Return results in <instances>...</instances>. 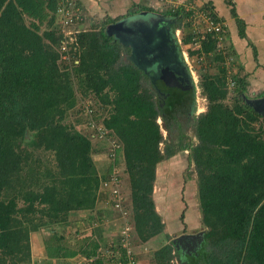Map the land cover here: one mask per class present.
I'll use <instances>...</instances> for the list:
<instances>
[{"label": "trees", "instance_id": "obj_1", "mask_svg": "<svg viewBox=\"0 0 264 264\" xmlns=\"http://www.w3.org/2000/svg\"><path fill=\"white\" fill-rule=\"evenodd\" d=\"M61 4L0 0V264H34L32 236L45 231L55 240L46 243L45 264L77 253L85 256L83 264H119V257L127 264L121 240L106 247L119 257L106 260L102 254L106 240L98 224L107 211L121 216L106 184L122 165L118 177L126 224L146 243L166 231L154 194L158 165L186 151L198 174L204 255L201 263L195 256H184L181 262L264 264V116L248 102L247 77L240 74L232 78L234 94L231 104L227 102L231 89L222 52L226 58L236 56L234 47L221 51L215 32L204 33L205 38L198 34L193 10L180 7L163 13L173 29H182L185 45H199L189 49L190 55L223 62L218 73L201 78L208 107L194 120L197 143L182 133L175 141L170 124L182 127L175 105L162 107L154 82L132 61L131 48L107 33L109 25L124 17H110L98 30H80L76 43L62 52L66 37L58 14ZM228 5L243 31L245 23L234 3L228 0ZM81 6L75 2L76 8ZM133 9L128 16L155 12L143 5ZM204 9L221 21L209 5ZM82 17L78 25L85 23L86 15ZM71 111L77 115L72 123ZM84 122L101 123L105 142L93 138L100 133L80 130ZM102 143L109 150L100 165L95 154L102 152L97 148ZM75 213L83 214L90 226L79 251L61 245L66 235L58 232ZM174 257L179 259L180 253L172 243L154 254L156 264H171Z\"/></svg>", "mask_w": 264, "mask_h": 264}, {"label": "rangeland", "instance_id": "obj_2", "mask_svg": "<svg viewBox=\"0 0 264 264\" xmlns=\"http://www.w3.org/2000/svg\"><path fill=\"white\" fill-rule=\"evenodd\" d=\"M111 1L112 0H108V2L104 4V6L98 4L99 6L97 5L96 10H94L93 8L89 9V11L87 8L84 9V13L86 15L85 23L77 26L76 29L93 30L95 28H100L103 22L110 17L113 19L124 17V19L120 20L118 23L110 25L112 26V29L110 31L107 27V33L117 38L123 46H128L131 48L132 61L139 68H141L154 83L159 79L160 76V71L157 70L160 62L159 60L164 58L167 43L171 39L170 31L168 28L169 20L162 17L163 13L169 10L178 9L180 7H185L187 12L193 10L195 12V19L193 18L195 29L200 31L201 33H206L207 30L206 22L204 20V15H206V10L204 8L207 4L204 5L198 0H196L197 3L195 2V0H125L122 2L115 1L113 3ZM136 2H138L139 4H136ZM118 3H121L124 6L121 7L118 5ZM136 5L150 7L154 9L155 12L152 13L150 11H137L132 12L130 16H128V12L130 10H132L133 8V10H136ZM81 7L83 8L84 6ZM125 7H128L126 12ZM126 13L127 16H125ZM103 14L104 16H101ZM226 17H230L229 13L226 14ZM219 18L221 19V21L217 22L222 26H227L225 21L221 17ZM186 22L187 20L185 21V23ZM185 23L183 25H185ZM179 31L177 32V38L179 41L177 40V48L175 52L181 53L180 59L185 63L190 77L192 78V80L193 78L195 79L196 84L198 83L199 91L195 82L193 81L196 90L195 100L197 109L195 116H199L202 113H205L208 107V101L203 95L202 88L200 86L202 75L208 72L212 74L218 73L219 69L217 67L219 65H223V62H220L221 64L215 63L212 61L209 55H190L189 49H196V47H199V45H185L183 42L182 29H180ZM69 41H76V38H69ZM64 43L66 42H62V44ZM230 44V39H228V35H226L223 41L222 49L226 48L228 50ZM257 45L260 48L258 49L259 52H261L262 54L263 51H261V49H264V42H259ZM251 47L253 48V50ZM251 47L249 48V50L254 51L255 54L256 52L258 53V51L254 49L255 47L252 44ZM222 54L224 55V65L228 71V79L231 89L227 102L231 104L234 94V85L231 84L232 78L238 74H240V77L244 78L246 77V71L242 70L241 67L243 64L240 62L238 57L235 60L229 58L230 64H228L229 61L225 57V51L222 52ZM127 56L128 55L124 54L123 61L126 60ZM65 57L66 56L64 55V58ZM248 57V61L250 63H253L254 55L252 52H250V56L248 55ZM185 59L187 61H185ZM246 68L249 69V71L253 69L250 68L247 63ZM251 78V75L247 76V96L249 97V100L256 99L259 98V96L261 97L264 95V90L262 88H258V85L262 86V82L257 83L256 80L253 81ZM181 112L182 110H180L178 113L179 115L177 116V122L181 123L182 127H177L176 122L172 121V124H170L171 138L176 141L179 135L182 133L187 137H192L193 141L197 143V138L195 137L196 133L194 122H192V119L189 120L188 116H185L184 113ZM76 117L77 115L75 116V112L71 111L68 116V121L72 123V121H75L74 119ZM159 123L162 126L165 138L169 139L170 136L168 135L166 122L163 118H160ZM108 146L109 145L107 143H102L97 146L98 149H102V152L100 154H95V161L97 164L101 165V162H103V160L105 161V155L109 150ZM162 148H164L163 144ZM188 154L189 151L180 153L172 159L166 160L158 165V179L156 182L154 194L157 204V211H159V213L163 217V221L166 224V231L164 232V234H161L146 243H142L139 240L136 231L133 230L132 227V233L130 234V240L132 241L129 240V247L131 249V252L133 253L134 259H136L137 261V264H156L154 259L155 252L170 243L174 244L178 253L180 252V250H182L184 252V256L188 260L195 256L196 258H200L199 263H201V255H204V242L200 241V239L197 241L198 245L195 248V251L193 250L192 253H187L185 247H178V245H175L176 243H174L176 239L183 235L198 234V232L205 231V229H203V224L201 221L202 214L200 211L198 198V174L194 164L189 162ZM118 172L119 174L124 172V167L122 165L121 167H118ZM127 178L128 176L126 177V179ZM126 184L127 186L125 185V190L127 191V193H129V185L127 182ZM182 215H185L184 219H182ZM84 217L87 218V216ZM124 223L125 220L118 218L117 214L107 211L103 215L101 222L98 224V228H100L99 232L102 231L103 235L105 234L104 238L106 242L104 245H102L103 249L107 250L104 253L105 258H112L111 256L113 252H109L108 248L106 247H112V245L114 244V242H112L113 240L117 239V243L120 242V236L117 235V231H119L118 229H121L122 224ZM88 225V221H83L82 215L80 213L73 214L72 220H70V223L67 227L58 228V232L60 235H66V240L64 239L60 244L65 246L67 244V246L72 250L79 251V248L85 243L83 241L84 238L82 235L84 234V231L88 227H90ZM89 230H87L86 232L88 233ZM133 231L135 233L134 236ZM50 235L51 233L47 231H45L44 233L39 232L33 234L32 249L34 264H45L43 261L46 260H44L47 253L46 243L48 241L50 242L51 240H54ZM108 235H110L111 237H109ZM51 242L55 244V240ZM195 246V242H192L190 244L191 248H194ZM116 255L118 256V254ZM53 260L54 264L65 263V259L59 261L55 258ZM69 262V264H82L83 261H79L78 259H70ZM171 264L183 263L179 261L177 257H174L171 261Z\"/></svg>", "mask_w": 264, "mask_h": 264}, {"label": "crops", "instance_id": "obj_3", "mask_svg": "<svg viewBox=\"0 0 264 264\" xmlns=\"http://www.w3.org/2000/svg\"><path fill=\"white\" fill-rule=\"evenodd\" d=\"M73 1L74 2H81L82 5L84 6L83 8L84 9L87 8L88 11L91 8L96 10V7L98 4L104 6V4H106L108 2V0H73ZM115 1L122 2L125 0H112L111 2L113 3ZM198 1L204 5H206V4L209 5L215 11V13L218 14V16L221 17L225 21V23L227 24L226 28H227L228 34H226V35H228V39H230V42H231L230 46H233L234 50L236 52V56L229 55V56H227V58H232L235 60L238 57L240 62L243 64L241 67L242 70L246 71V74H245L246 77L251 75V77H252L251 79L253 81L256 80L257 83L262 82V86L258 85V88H260V89L262 88L264 90V55H262V54H264V49L263 50L261 49V51H263V53L261 54V52H259V50H258L260 48L257 45L259 42H264V0H231L235 5V9H237V13H238L240 19L245 23L243 31L238 26L236 20L233 18L232 14H231L232 9H231V6L228 5V0H198ZM195 2H196V0H195ZM136 4H139V3L136 2ZM118 5L121 7L124 6L121 3H118ZM197 6H198V4H197ZM125 8H126L125 9V12H126L128 7H125ZM228 13H229L230 17H226V14H228ZM124 14H122V15H124ZM206 14H210V12L206 13ZM101 16H104V14ZM168 20L170 22V19H168ZM178 30H180V29H178ZM242 33L244 34V36L242 35ZM251 44L255 47L254 49H256V51H258V53L256 52V54H255V52L252 51L253 48L251 47ZM250 47L252 48V50H249ZM229 52H231V51L229 50ZM250 52H252L254 55V57H253L254 62L253 63H250L248 61V59H249L248 55L250 56ZM228 54H230V53H228ZM246 63L249 65L250 68H253L251 71H249V69L246 68ZM87 215H88L87 213L84 214V216H87ZM117 217L121 219V216L117 215ZM104 236H105V234L103 235V237ZM108 236L111 237L110 235H108ZM110 240H111V238H110ZM112 242H114L113 246H117L116 245V244H118L117 239L113 240ZM102 254L104 255V253H102ZM116 254L119 255V253H116ZM46 256H45L44 260L45 259L49 260L48 253H46ZM84 258H85V256L77 253L76 255H71L70 257H67L65 260H64V258H61V257H57L56 259L59 261L64 260V262H65L64 264H69L70 259L71 260L72 259H78L79 261H81V260L84 261L83 260ZM105 259L110 260V258H105ZM53 262H54V260L52 261V264H54ZM114 262H116V261H114ZM82 264H83V262H82Z\"/></svg>", "mask_w": 264, "mask_h": 264}, {"label": "built area", "instance_id": "obj_4", "mask_svg": "<svg viewBox=\"0 0 264 264\" xmlns=\"http://www.w3.org/2000/svg\"><path fill=\"white\" fill-rule=\"evenodd\" d=\"M62 4L60 5L58 14H59V20L62 21L63 23V33L65 35V40L63 42H66L64 44H62V51L65 52L67 50H69V45L75 44L76 41H69V38L71 39L72 37H75L77 40V35L80 32V30H77L76 27L79 24V21L83 19L82 16L85 15L84 10L82 8H76L75 7V2L73 0H61ZM204 20L206 22V33L208 34L210 32H215L218 37H219V49L222 51L223 49V41L224 38L227 34V28L226 26H222L220 23H218L217 21L214 20V18L212 17L211 14H206L204 15ZM76 25V26H75ZM79 26V25H78ZM179 31V30H178ZM198 34H200L202 36V34L200 31H197ZM180 33V31H179ZM203 35V37L205 38L206 35ZM225 49V48H224ZM65 58H68V56H66ZM228 59V64H230V59ZM197 85V89L199 91L198 88V83ZM87 107V106H86ZM85 107V108H86ZM88 110V108H87ZM78 128L80 130H82L83 132H90V133H100L99 135L97 134H92L93 138L97 140V136L99 137V139H101L102 141H105V135L102 134V125L100 124H96L94 122H90V123H82L78 126ZM112 145V144H111ZM113 147H115L116 149V145L113 142ZM114 156V155H113ZM112 157V156H111ZM119 172H118V166L115 167L114 169V175L112 180L110 181V185L106 184V187L110 188V199L111 200H116V205H115V209L121 212V217L125 220L124 225H122L121 229H120V240L123 245L124 248L127 249V257H128V263L127 264H137L136 259H134L133 257V253L131 252V249L129 247L130 243L129 240L131 239L130 234L132 233V226H130L129 224H126L128 221L126 220V215L122 206V185L120 184V178L118 177ZM127 244V246H126ZM111 252V251H109ZM112 256L114 258L116 257V253H112ZM111 256V257H112ZM119 257V256H118ZM120 258H117V260H119V264H123L120 261Z\"/></svg>", "mask_w": 264, "mask_h": 264}, {"label": "flooded vegetation", "instance_id": "obj_5", "mask_svg": "<svg viewBox=\"0 0 264 264\" xmlns=\"http://www.w3.org/2000/svg\"><path fill=\"white\" fill-rule=\"evenodd\" d=\"M171 24H172L171 22H168V28L170 31L171 39L167 43L164 58L159 60L160 62H159L157 70L160 71L159 72L160 76H159V79L154 84L157 88L156 91H157L158 98H159V100L162 101V107L167 108L166 106L169 103H173L175 105V111H177V113H179V111L182 110L181 113H184L185 116L187 115L188 119L189 120L192 119V122H194V120L198 117V116H195L196 109H197L196 108V100H195L196 90H195V87L193 84V81L195 82V84H196V81L194 78L192 80V78L190 77V75L187 71L185 63L180 59L181 53L175 52V50L177 48L176 44H177V40H178V38H177L178 29H176V30L173 29L171 27ZM174 45H175V47H174ZM172 47H174V48H172ZM185 61H187V60L185 59ZM166 67H169L172 70L174 69V72L178 75L175 82H177L178 87H180L181 90L184 92L182 98H179L176 94H174V92L171 91L173 89H171V87H168V85L166 87L167 89H165V90L159 89L160 80H162V81L166 80L165 78H163ZM172 82H174V81L171 80V84L173 85ZM166 83L170 84L169 81H167V80H166ZM174 88H176V86H174ZM182 91H180V92H182ZM263 97L264 96H261V97L259 96V98H263ZM261 111L264 114V105L261 107ZM177 115H179V114H177ZM197 241L195 242L196 246L194 248L190 247V244L193 242L191 240L178 242L175 245H178V247L179 246L185 247L187 253H192L193 250L195 251V248L198 245ZM179 253H180L179 261H181L182 257H184V252L182 250H180ZM182 263H183V261H182Z\"/></svg>", "mask_w": 264, "mask_h": 264}, {"label": "water", "instance_id": "obj_6", "mask_svg": "<svg viewBox=\"0 0 264 264\" xmlns=\"http://www.w3.org/2000/svg\"><path fill=\"white\" fill-rule=\"evenodd\" d=\"M112 29V26H108V30L110 31ZM173 66V65H172ZM177 74L174 72V69L172 70V69H170L169 67H166V70H165V73H164V76H163V78H165L167 81H169V83L170 84H167L166 83V80H164V81H162V80H160V83H159V89L160 90H165V89H167L166 87H167V85H168V87H171V89H173V90H171L172 92H174V94H176L179 98H182L183 97V91L181 90V88L180 87H178V85H177V82H175L176 81V78H177ZM171 80L172 81H174V82H172L173 83V85L171 84ZM166 85V86H165ZM174 86H176V88L178 89H176V88H174ZM180 91H182V92H180ZM248 102L256 109V110H258V111H260L261 113H262V111H261V107L264 105V97L263 98H256V99H252V100H249L248 99ZM204 232L202 231V232H199L198 234H187V235H183V236H181V237H179L178 239H176L175 241H174V243H177L178 241L179 242H183V241H186V240H191V241H193V242H196L197 240H199L200 239V241H202L203 242V240H204ZM190 244V243H189ZM188 245V244H187ZM189 246V245H188Z\"/></svg>", "mask_w": 264, "mask_h": 264}]
</instances>
